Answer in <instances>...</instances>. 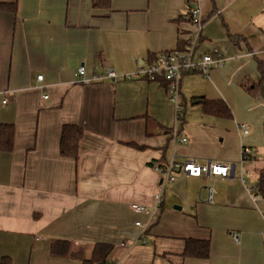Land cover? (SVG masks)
I'll return each instance as SVG.
<instances>
[{
  "label": "crops",
  "instance_id": "0c3cea01",
  "mask_svg": "<svg viewBox=\"0 0 264 264\" xmlns=\"http://www.w3.org/2000/svg\"><path fill=\"white\" fill-rule=\"evenodd\" d=\"M0 2L17 5L15 13L0 11V123L14 127L12 149L0 150V259L82 264L49 253L53 240L65 239L86 259L96 243L112 245L105 264H264V196L249 192L263 165L257 62L264 63V0H196L203 22L197 49L215 46L226 60L206 76L182 74L183 122L160 81L91 79L107 67L133 73L178 48L192 28L186 0ZM80 66L89 80L79 79ZM198 96L224 101L232 117L203 113ZM64 124L83 129L77 158L59 152ZM243 146L256 152L246 183L178 173L155 207L162 174L154 165L238 163ZM207 185L215 188L213 203ZM187 237L208 239L209 256L182 257Z\"/></svg>",
  "mask_w": 264,
  "mask_h": 264
},
{
  "label": "built area",
  "instance_id": "2783aa9c",
  "mask_svg": "<svg viewBox=\"0 0 264 264\" xmlns=\"http://www.w3.org/2000/svg\"><path fill=\"white\" fill-rule=\"evenodd\" d=\"M191 3L189 14L190 23L192 28L186 35V48L183 50L174 49L159 52L154 60L147 65H137L136 70L133 73H118L112 67H107L104 72L99 75H95L91 80L111 79V80H129L134 77H142L148 81H160L164 83L165 93L168 100L173 104L175 118L178 119V115L182 109V103L180 100V81L182 74L184 73H198L203 76L209 74L212 67H221L225 63V56L221 51L215 47H210L207 51H198L197 45L201 38V32L203 28V22L200 16V9L196 4V0H189ZM84 67L80 66L77 69V75L81 81H87L84 76ZM38 81L42 80V75H37ZM47 96L45 95L44 98ZM6 98L2 101L6 103ZM243 133L248 132L247 127L244 124L240 125ZM187 137H182L180 142H186ZM256 156V152L249 146H243L241 148V156L238 163H225L217 160H205L199 162L196 159H171L166 162L164 166L159 167L154 165V169L158 170L162 174V184L159 190L154 195L155 207L161 203V189L166 182H174L177 179L178 173L190 177H199L206 179L208 177H221L228 180H233L236 177L243 183L247 182L246 176L248 170L245 166ZM239 164L241 170L239 174H236L235 168ZM256 183L249 187V192L255 196ZM206 201L213 203L215 188L212 185L206 187ZM131 207L140 213H149V210L139 204H132ZM135 225L139 226V221L135 222ZM231 237L238 242L239 235L237 232H231Z\"/></svg>",
  "mask_w": 264,
  "mask_h": 264
},
{
  "label": "trees",
  "instance_id": "16d2710c",
  "mask_svg": "<svg viewBox=\"0 0 264 264\" xmlns=\"http://www.w3.org/2000/svg\"><path fill=\"white\" fill-rule=\"evenodd\" d=\"M109 0H104L99 3L97 0H92L93 6H107ZM188 6L187 19L190 21L189 9L191 3L186 0ZM16 2H0V11L16 12ZM189 33V32H188ZM177 49L183 50L186 48V40H180ZM257 68L260 73V81L264 79V63L257 62ZM163 83V82H162ZM164 85V83H163ZM250 85L245 84L247 91H252ZM194 102L201 105L202 112L205 114L227 118L232 117V112L228 105L222 100H208L203 96L193 98ZM178 119L184 121V105L182 103V109L178 115ZM164 131L170 132L169 129ZM83 135V129L74 124H64L61 128L59 139V152L61 156L77 158L79 151V141ZM14 127L9 123H0V150L10 151L13 146ZM263 165L259 169H256V190L255 193L260 196H264V148L262 152ZM184 245L180 253L182 257L200 258L205 259L209 256L210 242L208 239H195L187 237L183 239ZM112 248V245L105 243H96L93 247L91 257L89 259L84 258L83 250L79 249L75 252L71 251V243L65 239H55L50 244L49 253L54 257H65L67 255L74 256L81 260L82 264H105L106 258ZM0 264H12L11 258L8 256H2Z\"/></svg>",
  "mask_w": 264,
  "mask_h": 264
},
{
  "label": "rangeland",
  "instance_id": "374dc122",
  "mask_svg": "<svg viewBox=\"0 0 264 264\" xmlns=\"http://www.w3.org/2000/svg\"><path fill=\"white\" fill-rule=\"evenodd\" d=\"M258 159H260V164L259 165H261L262 164V162H261V159H262V155H260L259 157H258ZM250 166V165H249ZM250 181H252V180H250ZM155 201V200H154Z\"/></svg>",
  "mask_w": 264,
  "mask_h": 264
},
{
  "label": "water",
  "instance_id": "95a60500",
  "mask_svg": "<svg viewBox=\"0 0 264 264\" xmlns=\"http://www.w3.org/2000/svg\"><path fill=\"white\" fill-rule=\"evenodd\" d=\"M177 208H179V207H177ZM100 264V263H99Z\"/></svg>",
  "mask_w": 264,
  "mask_h": 264
}]
</instances>
